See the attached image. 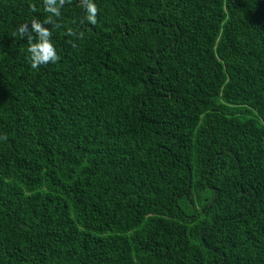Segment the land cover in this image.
Instances as JSON below:
<instances>
[{
	"label": "trees",
	"instance_id": "trees-1",
	"mask_svg": "<svg viewBox=\"0 0 264 264\" xmlns=\"http://www.w3.org/2000/svg\"><path fill=\"white\" fill-rule=\"evenodd\" d=\"M93 2L0 0V264H264V0Z\"/></svg>",
	"mask_w": 264,
	"mask_h": 264
},
{
	"label": "clouds",
	"instance_id": "clouds-1",
	"mask_svg": "<svg viewBox=\"0 0 264 264\" xmlns=\"http://www.w3.org/2000/svg\"><path fill=\"white\" fill-rule=\"evenodd\" d=\"M45 10L49 13H52L56 17L61 16L60 8L51 7L52 4L55 3V0H43ZM67 2H71V0H67ZM66 0H60V4L64 5ZM82 6L86 9V20L92 24H97V15L100 11L97 5L93 2V0H82ZM44 23H53L51 19L46 20ZM59 27V25H56ZM34 32L36 34L35 37L31 34ZM18 33L20 36H26L29 42L28 51L31 53V67L33 69H37L40 66H46L49 63H56L60 57L57 55L56 48L51 42L52 32L45 28L41 22L38 20H33L31 23V31H29L28 25L24 24L18 28ZM38 34V35H37ZM69 35H76L71 29L68 30ZM83 37V34H80V38ZM33 39H36L38 42L33 43ZM76 45L73 44V47ZM6 139V137H5Z\"/></svg>",
	"mask_w": 264,
	"mask_h": 264
}]
</instances>
